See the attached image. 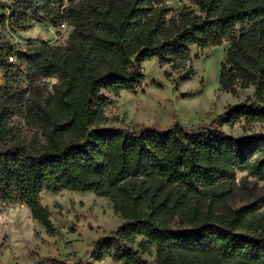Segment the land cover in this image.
<instances>
[{
  "label": "trees",
  "instance_id": "16d2710c",
  "mask_svg": "<svg viewBox=\"0 0 264 264\" xmlns=\"http://www.w3.org/2000/svg\"><path fill=\"white\" fill-rule=\"evenodd\" d=\"M10 22L71 33L65 45L0 48V210L23 203L54 236L41 196L93 192L125 224L92 262L153 264L155 251V264H264V195L223 209L238 171L264 181V138L222 129L264 124V0H0V25ZM225 43L221 89L254 93L209 129L103 127L111 97L143 88L144 62L185 71L193 48Z\"/></svg>",
  "mask_w": 264,
  "mask_h": 264
},
{
  "label": "rangeland",
  "instance_id": "374dc122",
  "mask_svg": "<svg viewBox=\"0 0 264 264\" xmlns=\"http://www.w3.org/2000/svg\"><path fill=\"white\" fill-rule=\"evenodd\" d=\"M178 1L168 0V4L177 8ZM3 2L9 6L12 0ZM66 40L60 27L47 24L18 27L10 22L0 25V48L25 50L29 46H60L65 45ZM227 48V43L205 50L193 48L192 64L185 71L161 66L157 59L147 60L142 64L143 88L111 97L103 127L144 126L166 130L179 124L189 134L209 129L229 106L244 104L254 93L249 89L234 95L221 89V65ZM187 75H190L189 80H181ZM4 78L0 73V85L5 83ZM56 82V79L47 80L49 89ZM222 129L236 139L264 138V124H236ZM237 183L224 210L238 209L264 195V181L251 176L247 170L237 172ZM40 202L49 211L57 233L50 235L32 218L30 209L23 203L4 207L0 210V264H50L49 259L67 264H118L109 259L101 263L90 260L94 244L125 224L109 199L93 192L60 191L44 193ZM144 258L155 264V251L145 254Z\"/></svg>",
  "mask_w": 264,
  "mask_h": 264
},
{
  "label": "built area",
  "instance_id": "2783aa9c",
  "mask_svg": "<svg viewBox=\"0 0 264 264\" xmlns=\"http://www.w3.org/2000/svg\"><path fill=\"white\" fill-rule=\"evenodd\" d=\"M60 32H61V35L64 36V37H68L71 33V27L68 23H62L60 26ZM9 62L10 63H15L16 62V57L12 56L9 58Z\"/></svg>",
  "mask_w": 264,
  "mask_h": 264
},
{
  "label": "clouds",
  "instance_id": "9594fccd",
  "mask_svg": "<svg viewBox=\"0 0 264 264\" xmlns=\"http://www.w3.org/2000/svg\"><path fill=\"white\" fill-rule=\"evenodd\" d=\"M54 82V81H53Z\"/></svg>",
  "mask_w": 264,
  "mask_h": 264
}]
</instances>
